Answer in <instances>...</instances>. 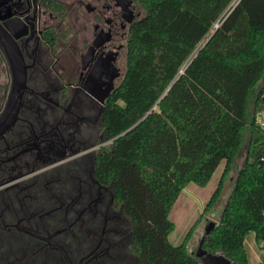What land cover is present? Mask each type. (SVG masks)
I'll return each instance as SVG.
<instances>
[{"label":"trees","instance_id":"16d2710c","mask_svg":"<svg viewBox=\"0 0 264 264\" xmlns=\"http://www.w3.org/2000/svg\"><path fill=\"white\" fill-rule=\"evenodd\" d=\"M131 1L143 15L129 26L125 72L103 108L112 141L97 165L131 219L139 264H202L188 245L195 224L172 244L169 213L223 161L203 209L215 212L246 129L244 161L202 247L248 264L245 234L264 243V128L254 119L264 111V0ZM46 4L64 17L63 4Z\"/></svg>","mask_w":264,"mask_h":264},{"label":"flooded vegetation","instance_id":"af4514ba","mask_svg":"<svg viewBox=\"0 0 264 264\" xmlns=\"http://www.w3.org/2000/svg\"><path fill=\"white\" fill-rule=\"evenodd\" d=\"M55 1L64 17L46 0H0V264H139L131 219L97 157L112 141L103 108L141 8L71 0L66 32V0ZM20 69V101L9 102Z\"/></svg>","mask_w":264,"mask_h":264},{"label":"rangeland","instance_id":"374dc122","mask_svg":"<svg viewBox=\"0 0 264 264\" xmlns=\"http://www.w3.org/2000/svg\"><path fill=\"white\" fill-rule=\"evenodd\" d=\"M65 4L67 6V14L64 18V22H66V32H68L70 30L71 18H73L75 7L71 0H66ZM142 15L143 11L141 9L139 17ZM260 82H262V80ZM260 115L262 117L259 118V121L257 122L264 123V111L258 112V117H260ZM256 117L257 116L255 114V120H257ZM248 137L249 131L248 129H246L242 148L234 161L235 167L232 168L229 177L226 179L219 201L216 202L214 206L215 212H212L214 208L210 209L208 212H204L203 209L218 183L224 164L223 161H221L220 164L216 167L206 185L199 186L193 182H189L180 191L169 213L170 219L174 222V229L168 235V239L172 244H179L182 241V238L184 237L187 230L190 228V226L195 224V228L189 239L188 245L193 251L196 250L199 239L204 231L205 226L208 222L217 220V213L222 204L224 203L227 195L231 191L236 173L235 169L238 166L242 165L245 158V150L247 146ZM243 245L248 259V264H261V260L264 257V243H257L254 239L253 232H249L244 236Z\"/></svg>","mask_w":264,"mask_h":264},{"label":"water","instance_id":"95a60500","mask_svg":"<svg viewBox=\"0 0 264 264\" xmlns=\"http://www.w3.org/2000/svg\"><path fill=\"white\" fill-rule=\"evenodd\" d=\"M129 1V0H128ZM217 24H215L216 26ZM15 81L14 83H16V87H18V89L16 87H14L12 89V92L10 94V100L9 102H19L20 101V96L22 93V86H23V82H24V74L23 71L17 70L15 73ZM124 133V132H123ZM122 134V133H121ZM119 134V135H121ZM119 135L115 136L114 138L118 137ZM214 226V221H210L207 223V225L204 228V231L199 239L198 242V246L196 248L195 251H190L192 254H194L195 256L199 257L202 264H232L231 260L226 257L223 253L221 252H215V253H211L206 251L203 247H202V240L205 236V234H207L210 229Z\"/></svg>","mask_w":264,"mask_h":264},{"label":"built area","instance_id":"2783aa9c","mask_svg":"<svg viewBox=\"0 0 264 264\" xmlns=\"http://www.w3.org/2000/svg\"><path fill=\"white\" fill-rule=\"evenodd\" d=\"M256 116H257V117H256L257 120H255V122H256L257 124H259L260 126L264 127V125H263L264 123H262V122H259V123H258V122H257V121H259V118H261L262 116L260 115V117H258V113H256ZM263 264H264V262H263Z\"/></svg>","mask_w":264,"mask_h":264}]
</instances>
